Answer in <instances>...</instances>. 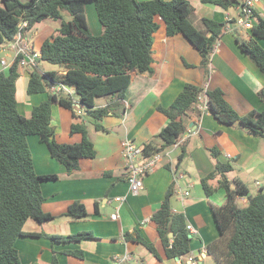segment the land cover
Segmentation results:
<instances>
[{
    "label": "trees",
    "instance_id": "1",
    "mask_svg": "<svg viewBox=\"0 0 264 264\" xmlns=\"http://www.w3.org/2000/svg\"><path fill=\"white\" fill-rule=\"evenodd\" d=\"M89 2L94 3L103 27L100 34H94L89 28L86 11ZM212 2L228 9L239 0ZM64 12L71 18L66 19ZM192 13L189 0H1L0 58L2 46L13 39L21 19L28 20L27 34L46 18L60 20L61 26L56 34L44 39L39 58V61L59 66V70L41 72L38 67L30 69L27 94H48L46 100L33 106L30 117L21 113L17 99V82L23 67L17 60L8 69L0 71V264H26L16 247L20 237H45L54 244L94 238L91 231L67 235L25 231L29 220L44 223L54 219L43 209L46 198L42 184L58 179L56 174L37 173L29 137L37 136L68 173L80 169L81 160L94 158L96 150L85 122L71 126L72 133H82L81 142L57 141L52 125L53 104L59 103L71 110L75 118H80L64 87L74 89L75 97L85 109V117L94 122L95 129L108 131L100 122L109 115L124 112L127 109L126 93L135 77L139 73L154 71L155 34L163 23L168 36L183 34L199 50L203 65L207 67L213 45L222 36L225 24L204 18V27L199 29L191 22ZM251 34L249 40L237 39L243 52L264 75V48L255 38H264V19L258 17ZM52 86L63 89L58 94L50 93ZM203 91L208 97V112L220 124H239L249 134L264 137V109L240 115L225 99L222 89L205 90L203 86L186 83L169 107H158L169 118V123L158 135L162 141L160 147L152 143L142 146L144 158L172 148L185 132L186 116L192 113L197 119L201 118L198 96ZM259 97L264 103V87ZM99 98L106 99L108 104L97 108ZM209 152L216 160L215 167L201 183L210 195L215 188L212 189L208 181L219 177L218 187L225 189L227 200L221 206L211 203L219 236L207 245V251L219 264H264V189L250 198L248 206L242 207L237 199L249 196L247 185L235 179L236 188L231 189L228 174L234 170L232 162L219 160L220 150L216 147L210 148ZM183 158L181 154L177 168ZM175 172H178L176 168ZM172 194L173 184L160 209L151 217L169 258L190 253L191 242L185 215L172 209ZM65 215L82 219L87 216V210L83 203L74 202ZM124 237L126 241L145 245L159 257L154 244L142 235L126 232ZM64 254L84 256L81 250L66 249ZM52 264H59L56 251Z\"/></svg>",
    "mask_w": 264,
    "mask_h": 264
},
{
    "label": "crops",
    "instance_id": "2",
    "mask_svg": "<svg viewBox=\"0 0 264 264\" xmlns=\"http://www.w3.org/2000/svg\"><path fill=\"white\" fill-rule=\"evenodd\" d=\"M189 1L193 7L191 22L199 29L204 27V18L223 24L227 17L236 19L243 3V0H239V3L226 9L213 3L214 0ZM255 13L253 25L257 23L258 17L264 19V0L256 2ZM102 30L101 25L98 33ZM238 37L242 41L252 38L251 28H242L234 33L223 30L222 36L214 43L217 44V50L210 53L206 67L199 50L183 34L168 36L163 23L155 34L154 71L139 73L135 77L126 93L125 112L109 115L100 122L108 131H97L94 122L85 115L82 119L75 118L71 110L59 103L53 104L52 125L57 141L81 142L82 133H72L71 126L73 123L85 122L89 137L95 145L96 155L94 158L81 160L80 169L68 173L66 167L49 154L46 145L37 136L29 137L37 173L56 174L58 179L42 184L46 198L43 209L53 215L54 219L44 223L29 220L24 229L27 232L60 235L91 231L94 238L54 244L45 237H20L16 247L24 263L52 264L56 251L59 264H112L114 255L127 252L133 256L127 264H191L193 261L197 264H219L206 248L219 236L211 203L221 206L226 202L227 196L225 189L218 187L217 179H214V185H209L212 189L215 188L210 195H207L201 183L202 178L215 167V161L209 156V149L215 146L220 148L223 152L220 160L232 162L234 170L229 173L233 178L230 182L231 189L236 188L235 179H240L247 185L249 196L237 200L238 204L246 207L249 199L255 196L253 192L259 193L264 189V137L249 134L239 124L224 126L209 112L202 114L200 119L191 113L185 117L186 129L182 136H187L186 141L172 151V161L166 158L163 164L144 177V186L137 195L128 194L122 141L131 138L140 147L146 143L160 147L162 141L158 135L169 123V118L158 107H169L186 83L203 86L205 89H222L225 99L240 115L252 110L262 111L264 103L259 93L264 87V75L243 52ZM255 38L264 48V38ZM33 45L35 47L34 43ZM30 69H27V79L22 75L17 82V89L21 85L22 94L25 86L27 87ZM47 98V93L23 95L21 102L17 98L19 109L23 115L30 117L33 106ZM107 104L106 99L99 98L96 107L102 108ZM189 130L194 133L189 135ZM181 154L184 158L177 169L183 174V178L179 182L183 189L191 191V195L182 197L173 191L171 206L174 212L185 215L187 227L192 225L196 232L189 230L190 253L169 258L151 217L160 209L172 187L173 168H176ZM228 154L232 156L231 159H227ZM255 170L257 173L253 174ZM243 176L247 178L244 179ZM252 179L255 180L253 185H248L246 180ZM126 195V200H116L117 197ZM74 202L84 204L86 217L71 219L65 215ZM115 213L119 216L113 219L111 216ZM126 232L140 234L153 243L159 257L143 244L126 241ZM170 236L172 237V233ZM66 249L81 250L84 256L64 254Z\"/></svg>",
    "mask_w": 264,
    "mask_h": 264
},
{
    "label": "built area",
    "instance_id": "3",
    "mask_svg": "<svg viewBox=\"0 0 264 264\" xmlns=\"http://www.w3.org/2000/svg\"><path fill=\"white\" fill-rule=\"evenodd\" d=\"M258 0H243L242 5L239 7V14L236 19L227 17L224 30L226 32H237L240 28L250 29L253 26V20L255 18V4ZM28 26V20L21 19L18 24V30L12 40L4 43L1 48L0 58V71L8 69L11 64L18 60L20 67H31L35 68L39 66L40 52L37 51L33 46V41L29 39L25 29ZM217 50V44L214 45L212 51ZM65 88V92L69 95L72 100L75 111L79 117L85 115V109L80 104L79 100L75 97V91L72 88ZM63 88L61 86H52L51 90L54 93H60ZM206 90V89H205ZM203 91L198 96V108L202 114L208 112V97ZM126 114V113H125ZM189 135H192L194 131L189 130ZM188 135V136H189ZM187 136H181L177 143L172 148L157 153L150 158H144L142 147L135 143L131 138H126L122 141V154L126 160V179L128 183V194L137 195L144 186V177L152 172L157 166H159L167 158L172 161V151L177 148L181 143L186 141ZM228 158L232 157L230 154ZM173 166V165H172ZM183 178V174L175 172L173 176V191L180 194L182 197H188L191 195V191L183 189L180 185V179ZM191 186V185H190ZM126 196L117 197L116 200L124 201ZM118 213L112 214V218L116 219ZM192 233L196 230L192 225L187 227ZM133 259L130 252L122 255H114L112 257V264H127ZM191 264H197L196 261Z\"/></svg>",
    "mask_w": 264,
    "mask_h": 264
},
{
    "label": "rangeland",
    "instance_id": "4",
    "mask_svg": "<svg viewBox=\"0 0 264 264\" xmlns=\"http://www.w3.org/2000/svg\"><path fill=\"white\" fill-rule=\"evenodd\" d=\"M23 1H27V0H23ZM86 11H87V19H88V25H89L90 30L94 34H99L98 32H99V28L101 27V24H100V22H99V20L97 18V14H96V9H95L94 3H92V2L87 3L86 4ZM64 15H65L66 19H70L71 18L68 13L64 12ZM60 26H61V21L60 20H53V19H48V18L43 19L40 23H37L36 26L34 27V29L29 31V33H28L29 39L32 40L33 43L35 44V49L37 51H40V46H41L43 40L45 38H47V37H50L51 35L56 34ZM240 30H242V28H240L239 31ZM30 68L31 67L22 68V75L25 78L28 75L27 74V72H28L27 69H30ZM38 68H39V70H41V72L47 71V70H59V66L53 65V64H51L49 62H46V61H43V60L39 61V67ZM26 79H24V82H25ZM23 95L24 96L27 95L26 86H25V92H24V94H22V87H21V85H19L18 89H17V98L19 99L20 102H21V99L23 98ZM31 137H35V136H31ZM216 149L221 150L218 147H216ZM221 153H223V152L220 151V154ZM220 154H219V157H218L219 160H220ZM209 156L216 162V160L212 157L211 153H210ZM231 158L232 157H230V158L227 157V159H231ZM255 173H257V170H255L253 172V174H255ZM228 178H229L230 182L233 181V178H232L231 174L230 175L228 174ZM243 178L246 179L247 177L243 176ZM218 179H219V177L217 178V180ZM246 181H247V183L249 182L248 185H253L255 180L252 179L251 181L250 180H246ZM215 183H216V180L208 181V185H214ZM256 193H257V191L253 192V195H256ZM249 201H250V199H249ZM31 222H34V221H31Z\"/></svg>",
    "mask_w": 264,
    "mask_h": 264
},
{
    "label": "clouds",
    "instance_id": "5",
    "mask_svg": "<svg viewBox=\"0 0 264 264\" xmlns=\"http://www.w3.org/2000/svg\"><path fill=\"white\" fill-rule=\"evenodd\" d=\"M242 5V4H241ZM34 46V45H33ZM35 48V47H34ZM40 52V51H39ZM39 67V66H38ZM127 107V106H126ZM76 110V109H75ZM126 111V110H125ZM124 111V112H125ZM84 117V116H83ZM81 118V117H80ZM82 119V118H81ZM163 164V163H162ZM176 169H177V167H176ZM178 170V169H177ZM173 172H174V174H175V168H173ZM179 172V171H178ZM126 181H127V179H126ZM172 184H173V182H172ZM245 197V196H244ZM188 229V228H187ZM189 230V229H188ZM207 248V247H206ZM197 263V262H196Z\"/></svg>",
    "mask_w": 264,
    "mask_h": 264
}]
</instances>
